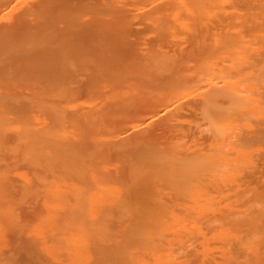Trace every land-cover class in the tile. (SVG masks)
<instances>
[{"label": "bare ground", "instance_id": "bare-ground-1", "mask_svg": "<svg viewBox=\"0 0 264 264\" xmlns=\"http://www.w3.org/2000/svg\"><path fill=\"white\" fill-rule=\"evenodd\" d=\"M0 215V264H264V0H0Z\"/></svg>", "mask_w": 264, "mask_h": 264}, {"label": "rangeland", "instance_id": "rangeland-1", "mask_svg": "<svg viewBox=\"0 0 264 264\" xmlns=\"http://www.w3.org/2000/svg\"><path fill=\"white\" fill-rule=\"evenodd\" d=\"M3 222V216L2 215H0V223H2ZM0 245H1V240H0ZM2 247V246H1Z\"/></svg>", "mask_w": 264, "mask_h": 264}]
</instances>
